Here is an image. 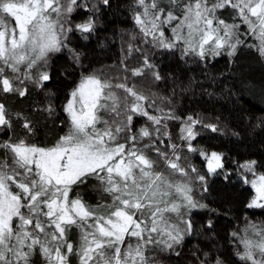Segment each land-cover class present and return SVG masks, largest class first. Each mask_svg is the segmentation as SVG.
<instances>
[{
    "label": "snow or ice",
    "instance_id": "snow-or-ice-1",
    "mask_svg": "<svg viewBox=\"0 0 264 264\" xmlns=\"http://www.w3.org/2000/svg\"><path fill=\"white\" fill-rule=\"evenodd\" d=\"M102 2L107 5L109 0ZM136 4L142 8L135 14L136 24L158 47L176 48L179 41L185 46V54L219 55L228 48V54L233 55L244 43L239 25L228 24L216 15L219 9H231L247 25L244 35L259 41L254 46L264 56V0H183L180 16L160 0H136ZM169 5H180V0H169ZM83 7L86 4L78 0H0V93L25 95L26 89L13 85L32 80L33 69L38 82L50 79L46 71L39 69L46 65L49 53L64 46L66 29L62 17ZM164 26L173 34L170 39L165 37ZM93 28L91 17L76 25L82 33ZM154 68L145 56L142 67L129 69L124 65L123 71L136 77L147 70L154 79H160ZM122 79L124 82L113 84L95 74L82 77L65 109L71 128L54 146L39 147L23 139L0 141V149L11 155V164L0 159V264H29L37 248L47 264H70L69 257L73 255L78 257V264H150L146 253L151 246L171 248L182 240L179 225L169 222V214L176 213L179 219L182 204L197 207L191 188L186 183H173L156 171V162L146 153L154 151L173 175L187 177L189 170L181 167L176 145L171 146V155L161 151L155 141L138 147L139 140L152 134L146 127L140 128L138 134L131 133L135 115L157 125L162 120L180 118L170 112L150 115L144 107L147 97L138 93L134 84L129 86L126 76ZM113 89L124 93L123 108ZM102 111L112 115L111 123L103 119ZM182 122L186 133L182 138L195 139L199 133L193 129L202 121L188 116ZM101 123L104 127L97 128ZM0 126L11 127L3 103ZM23 126L31 131L27 122ZM204 127L217 131L215 125ZM188 150L199 151L190 143ZM199 154L207 159L208 171L223 167L222 153ZM255 164L253 160L241 167L255 175ZM91 176L104 185L111 204L94 207L79 195L70 198L73 187L84 184ZM197 179L203 182L205 178ZM245 183H251L256 193L248 206L264 207V174L251 181L245 179ZM14 220L18 221L15 227ZM182 223L186 228L191 226L190 221ZM73 227L80 233L75 245L67 237ZM252 227L261 236L255 245L260 258H255L251 241L244 240L248 250L241 259L264 264V227ZM217 264L222 262L218 260Z\"/></svg>",
    "mask_w": 264,
    "mask_h": 264
},
{
    "label": "trees",
    "instance_id": "trees-1",
    "mask_svg": "<svg viewBox=\"0 0 264 264\" xmlns=\"http://www.w3.org/2000/svg\"><path fill=\"white\" fill-rule=\"evenodd\" d=\"M78 3L86 7L76 8L67 21L65 29L70 27L71 31H67L64 46L48 56L45 69L50 79L14 84L27 90L23 96L15 92L0 93V103L5 105L7 119L11 121V127L0 126V141L23 139L29 144L54 146L70 130L65 105L82 77L95 74L116 84L124 82L122 78L126 76L129 86L134 84L135 90L147 97L151 114L163 116L170 112L180 118L153 125L139 115L134 116L136 122L149 127L161 151L171 155V146H180L182 121L192 116L202 121L195 126V132L199 133L194 140L196 147L206 153L223 154V167L210 175L198 153L178 149L179 163L189 170L192 195L199 207L187 212L184 221H190V228L173 218L182 228L183 238L171 248L158 246L154 261L156 264H217L219 260L222 264H250L241 259L239 235L250 224L264 227V207L248 206L255 192L239 172L241 165L254 160L255 175L264 174V56L254 46L259 41L244 35L247 25L233 10L219 9L216 13L219 18L229 17L226 22L239 25L244 43L237 46L233 55L228 54V48L219 55L185 54L182 46L158 47L143 35L134 19L136 12L141 11L136 0H109L107 5L102 0H78ZM182 3L183 0L181 6ZM89 17L94 22L93 31H78L76 25ZM145 56L155 66L160 79H154L147 70L143 76L136 77L130 71H123L124 65L129 69L142 67ZM113 91L121 98L123 108L124 93ZM103 115L111 123L112 115ZM25 122L31 131L23 126ZM204 125H215L217 131ZM146 154L156 162V171L167 178L173 177L154 151ZM191 168L196 172H191ZM197 176H204V181ZM103 187L98 178L91 176L84 184L73 187V196L79 195L94 207L110 204L111 196ZM73 230L71 240L75 245L79 231L76 227Z\"/></svg>",
    "mask_w": 264,
    "mask_h": 264
},
{
    "label": "rangeland",
    "instance_id": "rangeland-1",
    "mask_svg": "<svg viewBox=\"0 0 264 264\" xmlns=\"http://www.w3.org/2000/svg\"><path fill=\"white\" fill-rule=\"evenodd\" d=\"M160 2H161V4L162 5H168V7H169V9L170 10H172L173 11V13L175 14V15H177V16H180V14H181V11H180V8H181V0H180V5H169V0H160ZM141 11H142V8H141ZM72 14H73V12L72 13H69V14H65L63 17H62V20H61V22L62 23H64V27L66 28V23H67V21L69 20V18L72 16ZM217 15V14H216ZM229 15V13L227 14V16ZM218 16V15H217ZM219 17V16H218ZM229 17H225L224 18V20L226 21L227 19H228ZM231 18V17H230ZM220 19H222V18H220ZM174 24H175V22H173ZM228 23V22H227ZM229 24V23H228ZM234 24V23H233ZM70 28V27H69ZM68 28V29H69ZM247 31H248V29H247ZM164 32H165V37H167V38H171L172 37V32H171V30H170V28L168 27V26H164ZM64 36L66 37L67 36V30L65 31V33H64ZM147 39H149L150 41H151V37H146ZM66 40V39H65ZM177 45L178 46H182V47H185L184 45H183V43L182 42H177ZM62 48V47H61ZM61 50V49H60ZM59 50V51H60ZM59 51H57V52H52V53H49V55L50 54H56V53H58ZM48 55V56H49ZM48 58L49 57H47V61H48ZM47 64V63H46ZM46 68V65L44 66V67H40V71L41 72H44V71H46L47 72V70L45 69ZM48 73V72H47ZM32 77H33V79L32 80H35V81H37V74H36V70L35 69H33L32 70ZM38 82V81H37ZM129 99L131 100V98L129 97ZM130 102H132V100L130 101ZM68 103V102H67ZM67 103H66V105H67ZM66 105H65V109H66ZM144 107L149 111V109H148V107H147V105H146V101L144 102ZM66 113L68 114V117H69V119H70V116H69V113L66 111ZM103 111L100 113V115L103 117V119H106L107 120V116H105V115H103ZM149 114L150 115H154V114H151L150 112H149ZM140 116V115H139ZM141 117H143L144 118V120H146V121H150V120H148L147 119V117H144V116H141ZM124 119V117L123 118H120V120H123ZM10 121V120H9ZM150 122H152V121H150ZM10 124H11V121H10ZM70 124H71V120H70ZM152 124H153V122H152ZM153 125H156V124H153ZM104 126H103V124L101 123V124H98L97 125V128H103ZM142 127H146L148 130H149V127H147L144 123H143V125H142V123L141 122H136L135 120H134V116H133V121H132V126H131V133L132 134H138L139 133V130H140V128H142ZM185 127V125L183 124V122H182V126H181V144H180V146L179 147H177L178 149H180V148H187L188 149V145H189V143L191 144V146L193 147V148H196V149H198L197 147H196V145H195V143H194V140L195 139H193V140H191V141H188V140H185V139H183L182 137H184V136H186V133L185 132H183L182 131V129ZM71 128V127H70ZM193 131L195 132V128L193 129ZM149 132H150V130H149ZM68 134V133H67ZM1 135V134H0ZM151 141H153V138L152 137H144L143 139H141V140H139V142H138V147H143L144 145H146V144H148V143H150ZM119 142H121V143H123V142H125L123 139H120V141ZM174 145V144H173ZM36 146H39V147H43V146H41V145H36ZM45 148H49V147H45ZM199 151H201L200 149H198ZM199 151H196V153H198L199 154ZM206 153V152H205ZM209 156H210V154L211 153H207ZM200 155V154H199ZM200 157L202 158V159H204L205 160V164H206V169H207V172L210 174V175H214V174H216V173H218L219 172V170L221 169V168H218V169H216V171L215 172H210V171H208V167H207V164H208V161H207V159L204 157V156H201L200 155ZM0 159H4V160H7L8 161V163L9 164H11V155L10 154H6L5 153V150H3V149H1L0 150ZM245 164V163H244ZM243 164V165H244ZM181 165V164H180ZM182 167V166H181ZM255 172V171H254ZM239 174H240V176L243 178V179H247L248 181H251V180H253V179H255L256 178V176H258V175H254L253 174V172H249L246 168H243V167H241V169H240V172H239ZM175 176H181V175H179V174H175V175H173V177L171 178H167L169 181H171V182H173V183H186V184H188V186L191 188V193H190V195L192 196V198H193V200L195 201V199H194V197H193V195H192V190H193V187H192V185L190 184V182H189V175L187 176V177H183V176H181V179H178V178H174ZM93 177H95V176H93ZM97 178V177H96ZM250 185H251V183H249ZM252 186V185H251ZM253 188V187H252ZM254 189V188H253ZM15 190V189H14ZM254 192H255V189H254ZM255 195H256V193H255ZM73 197V190H72V193H70V198H72ZM111 200H112V198H111ZM176 202L177 203H181V200L180 199H177L176 200ZM196 202V201H195ZM112 203V202H111ZM110 203V204H111ZM261 203H264V201H261ZM199 206H197V207H193V208H189V207H187V206H184L183 204H182V206H181V209H180V215H179V219L177 218V214L176 213H171V214H169V222L170 223H172V224H177V222H176V220L175 219H177V220H179L180 222H182V221H184L185 219H186V215H187V212L190 210V211H193V210H195V209H197ZM23 211V210H22ZM173 218H175V219H173ZM18 223V221H16V220H14V227H15V225ZM179 225V224H178ZM252 226H256V227H262L261 225H254V224H250V225H247V226H245L243 229H242V231H241V233H240V235H239V237H240V240H241V246H242V251H241V256H243L244 255V253L248 250V249H246V247H245V244L243 243V241L244 240H248V241H251V243H252V245H253V247H252V251H253V254H254V256H255V258L256 259H259L260 258V255H259V250L255 247V245L261 240V236H260V234H258L257 232H255L254 230H253V227ZM179 228H180V231H181V233H182V228L180 227V225H179ZM78 229V228H77ZM78 231H79V229H78ZM74 232V230L72 231V229H71V231H69L68 233H67V237H68V239H69V241L70 242H72V240H71V235H72V233ZM78 236H80V233L78 232ZM131 242H135V240L133 239ZM158 246H160V245H153V246H151L149 249H148V251H147V256H148V258H149V262H150V264H156V262L154 261V257H155V255L157 254V252H158ZM244 261H246V262H248V263H250V264H252V262L251 261H248V260H244ZM69 262H70V264H78V257L77 256H75V255H73V256H70L69 257ZM29 264H47V261H46V259H45V257L41 254V252H40V250H39V248H37V249H35V251H34V253L32 254V256L30 257V260H29Z\"/></svg>",
    "mask_w": 264,
    "mask_h": 264
}]
</instances>
